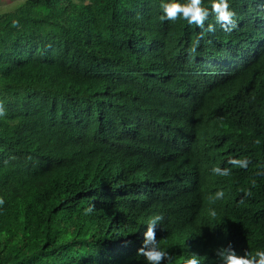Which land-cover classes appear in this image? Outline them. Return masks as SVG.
<instances>
[{
    "label": "trees",
    "instance_id": "obj_1",
    "mask_svg": "<svg viewBox=\"0 0 264 264\" xmlns=\"http://www.w3.org/2000/svg\"><path fill=\"white\" fill-rule=\"evenodd\" d=\"M163 2L0 14V264H148L156 213L170 264L264 250V0H229L230 30Z\"/></svg>",
    "mask_w": 264,
    "mask_h": 264
},
{
    "label": "clouds",
    "instance_id": "obj_2",
    "mask_svg": "<svg viewBox=\"0 0 264 264\" xmlns=\"http://www.w3.org/2000/svg\"><path fill=\"white\" fill-rule=\"evenodd\" d=\"M163 13L160 16L161 20H175L182 16L188 21L189 24H197L200 27H204L205 20L211 13H215L216 20L226 29L230 30V26L234 24L235 12L230 8L229 0H213L211 9L203 6L202 0H164L162 4ZM209 31H214V25L209 24ZM0 111H3L0 108ZM231 163L247 167L248 161L246 158L234 159ZM101 166L105 171L110 170L109 162L101 158ZM213 172L220 175H229L230 168H221L216 166L213 168ZM93 188L87 189L88 193L92 194L94 200L98 201L103 199L97 191ZM223 190L216 193L217 197H223ZM91 211V208L88 209ZM215 215V212H213ZM163 219L162 213H156L151 216L147 221V231L144 233L145 239L143 246L139 248V252L146 258L148 264H170L172 255L165 249L159 246V242L156 239V227L157 222ZM218 254L223 257L222 264H264V250L257 249L255 254L246 253L245 255H238L236 251L231 248H221L218 250ZM185 264H199V260L196 255L191 256L185 261Z\"/></svg>",
    "mask_w": 264,
    "mask_h": 264
},
{
    "label": "rangeland",
    "instance_id": "obj_3",
    "mask_svg": "<svg viewBox=\"0 0 264 264\" xmlns=\"http://www.w3.org/2000/svg\"><path fill=\"white\" fill-rule=\"evenodd\" d=\"M21 2L22 0H0V14L2 12L14 11L16 6Z\"/></svg>",
    "mask_w": 264,
    "mask_h": 264
}]
</instances>
